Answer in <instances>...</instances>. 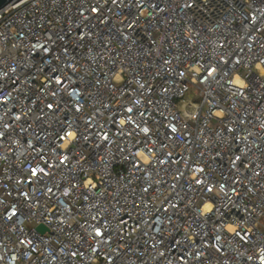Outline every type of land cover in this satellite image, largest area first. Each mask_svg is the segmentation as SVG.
Here are the masks:
<instances>
[{
  "label": "built area",
  "instance_id": "obj_1",
  "mask_svg": "<svg viewBox=\"0 0 264 264\" xmlns=\"http://www.w3.org/2000/svg\"><path fill=\"white\" fill-rule=\"evenodd\" d=\"M0 264H264V0L2 4Z\"/></svg>",
  "mask_w": 264,
  "mask_h": 264
},
{
  "label": "water",
  "instance_id": "obj_2",
  "mask_svg": "<svg viewBox=\"0 0 264 264\" xmlns=\"http://www.w3.org/2000/svg\"><path fill=\"white\" fill-rule=\"evenodd\" d=\"M6 1H8V0H0V6H1L2 4H4ZM38 228H39L40 230H43V226H42V225H39Z\"/></svg>",
  "mask_w": 264,
  "mask_h": 264
}]
</instances>
